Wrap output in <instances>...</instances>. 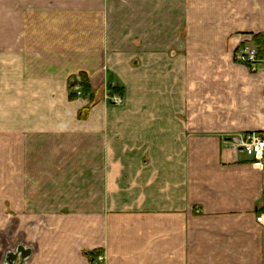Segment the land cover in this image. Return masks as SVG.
I'll return each mask as SVG.
<instances>
[{"label": "crops", "instance_id": "1", "mask_svg": "<svg viewBox=\"0 0 264 264\" xmlns=\"http://www.w3.org/2000/svg\"><path fill=\"white\" fill-rule=\"evenodd\" d=\"M244 46L264 0H0V264H264Z\"/></svg>", "mask_w": 264, "mask_h": 264}, {"label": "built area", "instance_id": "2", "mask_svg": "<svg viewBox=\"0 0 264 264\" xmlns=\"http://www.w3.org/2000/svg\"><path fill=\"white\" fill-rule=\"evenodd\" d=\"M235 60L252 71H257L263 67L264 72V57L260 55L254 48L249 46L238 47L235 52ZM260 66V67H259ZM258 67V68H257ZM75 89V95L81 96V92L77 87ZM115 104H119L120 101L114 100ZM236 149H239L242 153L252 159V161L260 167L264 165V137L258 132H250L242 135L239 140L236 141ZM256 222L258 224H264V214L258 215ZM103 260L98 257L97 264H103Z\"/></svg>", "mask_w": 264, "mask_h": 264}, {"label": "trees", "instance_id": "3", "mask_svg": "<svg viewBox=\"0 0 264 264\" xmlns=\"http://www.w3.org/2000/svg\"><path fill=\"white\" fill-rule=\"evenodd\" d=\"M81 86L82 91H81V95L83 98L88 99L89 100V105L88 107H86L85 111H88L95 103V98L94 95L90 92V86L87 82V78L84 75H79L78 79H72L69 83V88L70 90H73L76 85ZM108 94L110 97L112 96H118L121 97L123 95V90L122 89H118V88H114V89H109ZM76 96L74 94H70V99H74ZM98 253H88L87 257L88 258H92V256H95Z\"/></svg>", "mask_w": 264, "mask_h": 264}, {"label": "water", "instance_id": "4", "mask_svg": "<svg viewBox=\"0 0 264 264\" xmlns=\"http://www.w3.org/2000/svg\"><path fill=\"white\" fill-rule=\"evenodd\" d=\"M31 251L25 249L22 246H18L15 251L8 252L5 255L4 261L2 264H24L25 261L30 257Z\"/></svg>", "mask_w": 264, "mask_h": 264}, {"label": "rangeland", "instance_id": "5", "mask_svg": "<svg viewBox=\"0 0 264 264\" xmlns=\"http://www.w3.org/2000/svg\"><path fill=\"white\" fill-rule=\"evenodd\" d=\"M234 59H235V53H234ZM80 92H81V90H80ZM1 233H2V238L6 237V235H7V229L2 230Z\"/></svg>", "mask_w": 264, "mask_h": 264}]
</instances>
